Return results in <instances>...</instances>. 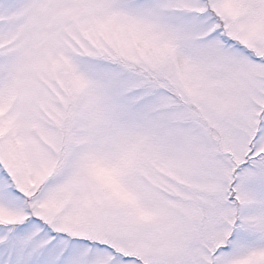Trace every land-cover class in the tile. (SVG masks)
I'll list each match as a JSON object with an SVG mask.
<instances>
[{
    "label": "snow or ice",
    "instance_id": "6c2138e0",
    "mask_svg": "<svg viewBox=\"0 0 264 264\" xmlns=\"http://www.w3.org/2000/svg\"><path fill=\"white\" fill-rule=\"evenodd\" d=\"M0 264H264V0H0Z\"/></svg>",
    "mask_w": 264,
    "mask_h": 264
}]
</instances>
